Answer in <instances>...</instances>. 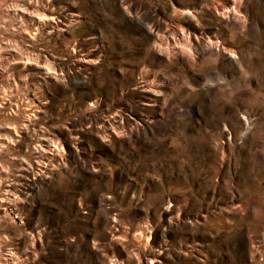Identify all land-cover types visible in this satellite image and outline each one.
I'll return each mask as SVG.
<instances>
[{
    "label": "rangeland",
    "instance_id": "1",
    "mask_svg": "<svg viewBox=\"0 0 264 264\" xmlns=\"http://www.w3.org/2000/svg\"><path fill=\"white\" fill-rule=\"evenodd\" d=\"M0 97V264H264V0H0Z\"/></svg>",
    "mask_w": 264,
    "mask_h": 264
},
{
    "label": "bare ground",
    "instance_id": "2",
    "mask_svg": "<svg viewBox=\"0 0 264 264\" xmlns=\"http://www.w3.org/2000/svg\"><path fill=\"white\" fill-rule=\"evenodd\" d=\"M17 8V7H16ZM16 8H14L15 10H13V11H17V13L15 12V13H13L14 15L15 14H17V16L19 17V19L21 18V16H22V13H23V10H21V8L19 9V10H16ZM18 9V8H17ZM26 9V8H25ZM11 10V9H10ZM9 10V11H10ZM21 10V11H20ZM234 10V9H233ZM30 13V12H29ZM237 13H238V11H237ZM235 14H236V12H235ZM31 15H34V16H36V17H39L41 14H39V13H37L36 11H31V14H30V16ZM44 18V17H43ZM46 19V18H45ZM22 23V22H21ZM29 60H26V62H24L25 64H29ZM15 84V83H14ZM10 91V90H9ZM1 98V97H0ZM33 117V116H32ZM29 120H30V116H29ZM28 120V121H29ZM22 126V125H21ZM27 126L25 125V124H23V126H22V128L23 129H21V130H24V129H27L26 128ZM8 128V127H7ZM16 128V127H15ZM10 129H13L14 130V135L16 136V137H19L18 135H17V132L15 131V129H14V126H13V128H10ZM41 140H43V139H41ZM61 150V148L59 147V144L58 143H55V142H50V144H48L47 145V147H45V148H41V147H38V146H36L35 148H34V151L35 152H37V151H39L42 155H49V156H51L52 157V160H54V162L53 163H55L56 161H58L59 160V151ZM48 166H51V167H54V165L53 164H51V165H48ZM6 199H8L7 197H3V202H6ZM13 257H14V253H10L9 254V258L8 259H6V261L7 262H11V261H13V263L12 264H15V261L13 260Z\"/></svg>",
    "mask_w": 264,
    "mask_h": 264
}]
</instances>
